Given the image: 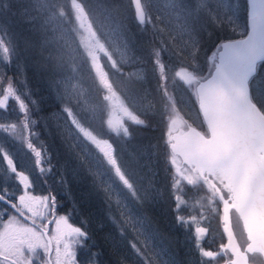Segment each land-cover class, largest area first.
<instances>
[{"label": "rangeland", "instance_id": "1", "mask_svg": "<svg viewBox=\"0 0 264 264\" xmlns=\"http://www.w3.org/2000/svg\"><path fill=\"white\" fill-rule=\"evenodd\" d=\"M59 1L65 2V0ZM142 1L147 13L146 23H148L151 29L147 31L153 35H157L158 44L160 46L159 51L161 53L160 60L164 65V73L161 77H158L159 81L164 83V85H161V89H159V97L155 95L149 96L147 93H143V97L140 95V92H144L145 88L148 87L150 67L145 62L143 63V59L133 52V45L131 44L130 38L133 31L129 30V32L126 33L127 30H123V26L118 25V23L121 22L117 19L116 15H114L113 19L110 18L109 21H100L99 19L95 20L91 14L83 9L84 13L88 16V20L83 21V16L78 18L76 15L73 0H67L68 5L71 7L73 18L72 21H69L65 18L63 13L53 11L52 8L54 7L51 8L49 0H37L40 10L46 9L49 11L45 14L44 21L45 24L49 26V31L52 32V40H55L58 45L65 50L67 55V69L69 71L68 75L58 81L62 90V96H57L56 98V102L60 103L59 107L46 113V118L42 120V123H50L60 128L63 135L65 134L66 136V145L73 150V154H76L78 157H83L82 161L88 166V171H91V174L94 175V178L97 180H94L95 184L98 183V187L102 189L104 193L105 189H111V191L108 192L109 199L106 196L104 197L110 206L114 204V208L119 214L120 222L126 221L122 228V235L126 236L124 240H126L129 245L137 242L141 245L147 244L159 253V260L166 262V264H197V252L193 246L197 224L202 228L208 229V234L205 240L202 241L206 249L215 250L225 241L221 230V203L217 196L210 188L208 189L207 186L203 185L199 179H197L198 183L195 187L190 186L187 180L188 176H192L190 172L187 169L181 170L180 172L177 168L179 165L178 160L176 158L174 160L170 159L171 178L175 175L176 178L181 181V188L173 190V193H170V197L173 199L174 195H182L187 206L183 207L179 214L184 215L186 219L189 220H187L183 226H181L180 222L177 220L175 226L177 227V231L175 235L173 234L171 236L167 234L164 235L155 226L154 222L152 226H144L141 220L147 215V204L154 199H158L159 202L162 203V201H160L162 199L160 193L165 197L167 195L166 190L169 189L165 184L164 179L166 178H161V174L158 172L159 170H151L142 164V170L137 171V173H140L139 176L141 175L143 178L141 179V190L138 185L140 180H135V177L131 175L132 169L127 170L122 164L123 159L130 160L131 155L125 153V155L129 157L126 159L123 154L120 153V149L118 152L116 151L117 147L113 143V140L119 141L123 135L124 129L126 128L124 124L130 122L133 117L136 118V115L130 108L140 106L151 109L155 114L158 111L162 114L167 111L168 117L166 125L168 122V127L166 138L169 134L185 126L174 111L172 104H177L179 110H182L189 117H195L194 112L196 111V106L193 98L188 94V92L190 93L189 89H187L190 87V83L185 82L181 77L187 72L192 73L193 78L195 76H200L201 74H198L199 72L195 73L196 69H201L200 71L202 72V53L199 54V60L198 57H194L193 55L194 49L192 40L193 37H197L196 30H192L188 25L185 12L181 10L178 0ZM147 1L150 3L152 10L156 13V21L159 17L163 18L164 24H162V27H159L157 23H153L155 19L152 20L147 12ZM128 2L131 5L130 0H126L125 3L129 6ZM207 5L209 9L206 13H210V17L212 16V10H214L215 13L221 11L217 0H203V5L201 4V0H196V6L198 7L204 8ZM56 7L62 10L60 6L57 5ZM120 7L122 8V6ZM122 11L123 10H121V12ZM206 17L209 16L206 15ZM242 18L243 13H240L238 19L239 24H242ZM210 31L212 32L213 30H206L207 34ZM229 31L232 32V30ZM200 41L203 45L205 44L202 39H200ZM163 47H165L166 51H173L175 55L173 57L180 62V65H175L177 66L175 67L177 69L176 71L166 72L167 64L165 60L162 59L164 53L162 52ZM5 48L8 49L7 54L4 51ZM181 49L184 51L183 55L179 54ZM10 54L11 49L7 45V42L3 41L2 31H0V71L3 69V65L8 62L5 56L7 55L9 58ZM150 54L154 57L153 51H150ZM168 55L171 56L172 52L168 53ZM184 57H190L191 60L188 62V67L194 70H190L188 67L184 66L185 62L179 59ZM80 63L89 64L90 73L95 82L94 85H90V88L83 83V79L80 77L83 74L79 69ZM189 63L192 65H189ZM168 66L171 67V64H168ZM153 70L159 72V65L155 66L154 64ZM173 72L174 75L167 76V74L171 75ZM177 73L181 75H177ZM141 80H143L142 89L141 91H137L134 88L135 82L140 84ZM24 86L25 84L16 86L19 99L10 97L6 107L0 109V125H3L4 128L12 124L17 125L15 131H6L4 128H0V184H9V187L13 186V192L16 191V188L15 184H10L12 183V174L10 172L9 160L14 161L15 165L22 171L36 177L40 175V167H50L48 164H51L52 157L50 154L51 150L47 144L49 139L46 136L42 137V126L44 124L41 125L39 123L40 118H42V112L40 113L38 107L36 108V106L32 104L34 99L29 90H27V92L25 91L27 87L25 88ZM261 86L262 85H260L257 80L253 88V93L255 94ZM192 88L193 86L190 87V90ZM6 89L7 84L3 81V83H0V99L6 94ZM164 91L169 95V104L165 96L166 94L164 95ZM162 101L164 102L165 108L162 107ZM22 103L27 105L30 109V115H28V129H24L23 127L25 113L21 112ZM36 114H38V123L35 120ZM18 115H23L20 122L15 120ZM32 120L35 121V123H31ZM135 121L137 120L135 119ZM113 124L119 126V133L113 130ZM89 137H94L102 143L111 144L119 164L137 188L140 189V193L145 191L144 188H148L150 197L143 196V204L135 197L131 196L122 185L119 187L112 183V170L98 163L101 158H103V153L100 152ZM29 140H31L34 147L42 151L45 157L44 163L39 166L35 164V153L27 147ZM67 146L66 149L68 150ZM167 157L169 158V156ZM140 158L144 157L140 156ZM51 166L54 178L58 176L61 181L64 182L63 172L66 171V168L59 166L54 167L53 164H51ZM145 174L148 176L147 179ZM52 176L53 174L49 177L47 183L41 182L43 176L36 179L37 193L47 194L48 184H51L56 192L58 191L61 185L56 179V182H54ZM151 177H157L160 183L162 182L164 185L163 188L151 192L153 185H150L148 182L151 180ZM145 180L147 187L143 185ZM148 197L152 198L151 201H148ZM117 201H119V203H117ZM68 215L71 216V213L68 212ZM192 216L196 217L195 222L190 220ZM232 221L234 229L239 237V242L244 246L246 241L243 237L242 226L234 213L232 214ZM37 222L39 223L40 221ZM154 227L156 233L153 230ZM54 228V224L49 225L50 233H54ZM129 251L131 252L130 257H132V260L127 257V263L136 264L135 256L130 247ZM254 259L259 258L256 257Z\"/></svg>", "mask_w": 264, "mask_h": 264}, {"label": "snow or ice", "instance_id": "2", "mask_svg": "<svg viewBox=\"0 0 264 264\" xmlns=\"http://www.w3.org/2000/svg\"><path fill=\"white\" fill-rule=\"evenodd\" d=\"M217 3L221 11L211 16L216 31L208 32L210 39L216 37L212 44L204 46L198 37H193L192 40L194 57L203 53L204 62L208 65L209 75L204 78L198 94L207 99L209 104L207 136L200 137L190 147L197 170L206 168L213 173L224 174L234 185H239L245 178L259 177L264 181V0H217ZM73 4L77 17L83 16V21H87L83 5L77 0H73ZM201 4L203 5V0ZM242 10L247 16L245 24L238 23ZM137 14L140 22L144 23L145 12L139 7V0ZM230 28L233 33L238 32L239 38L217 36L218 32L229 33ZM4 51L7 54L8 49L5 48ZM153 55L159 65V72L163 75L164 65L160 60L159 49L154 48ZM5 59L10 63L7 55ZM6 75V71H0V83H3ZM181 78L190 83L193 76L187 72ZM256 80L262 86L254 94L252 82ZM20 83L27 84L25 79H21ZM25 91L27 92V88ZM10 97L19 99L11 79L7 84L6 94L0 99V109L6 107ZM32 104L38 107L35 100ZM21 112L25 113L23 127L28 129L30 109L22 103ZM31 123L35 121L32 120ZM136 123L143 124L144 121L137 120ZM0 128L4 126L0 125ZM16 128L17 125L12 124L4 129L15 131ZM112 128L119 133L118 125L113 124ZM124 134L128 135L126 128ZM89 139L103 153V158L98 163L112 170V183L119 187L122 185L143 204L140 189L119 164L112 145L102 143L94 137ZM27 147L35 153L37 166L44 163L42 151L34 147L31 140ZM169 159L174 160V155H170ZM9 165L12 174L10 184H15L16 191L13 192V186L9 187V184H0V264H109L104 259L102 249L92 251L94 244L90 218L82 214L78 225L75 221L70 222L69 209L64 207L65 202L56 194L51 184H48L47 194L36 192V179L43 176L41 182L47 183L52 175L50 163V167H40V175L36 177L19 169L14 161L9 160ZM187 180L193 187L198 183L195 174L188 176ZM171 188H181V181L175 175L172 177ZM110 191L111 189H105L107 194ZM64 193L66 197L70 196L67 189ZM72 201L75 206L71 211L75 213L79 204L74 198ZM186 206L182 195L173 196V218L181 226L189 220L179 214ZM190 220L195 222L196 217L192 216ZM125 223L126 221L120 222L121 228ZM141 223L144 226L153 225L152 218L148 215L142 218ZM53 224L54 233H50L48 225ZM153 230L156 233L155 227ZM207 234L208 229L197 224L193 240L197 264H249V254L264 255V243L259 241H246L244 246L224 244L215 250L206 249L202 241ZM104 239L109 251H112L110 238L106 235ZM129 247L136 264H166L159 260V253L147 244L137 242ZM113 255L116 256L114 264H127L126 257L117 256L115 251Z\"/></svg>", "mask_w": 264, "mask_h": 264}, {"label": "trees", "instance_id": "3", "mask_svg": "<svg viewBox=\"0 0 264 264\" xmlns=\"http://www.w3.org/2000/svg\"><path fill=\"white\" fill-rule=\"evenodd\" d=\"M77 2L82 4L83 9L91 14L95 20L109 21L110 18L113 19L114 15H116L117 19L121 22L118 23V25L123 26V30H127L126 33H128L129 30L133 31L131 37L129 36L131 38V44L133 45V52L143 59V63L145 62L150 67L148 87L145 88L144 92L149 96L155 95L159 97V89H161V85H164V83L160 82L158 79V77H161L160 72L153 70V65L155 64L156 66L157 63L155 57L151 56L150 51H153L154 48L160 49V46L158 44L157 35H153L147 31L151 30L148 23L145 22L143 25H140L136 21L133 8L129 2V6L125 3L126 0H77ZM178 2L181 10L185 12V17L188 20L190 28L196 30V35L199 39L203 40L205 43L204 46H210L216 37L214 36L210 39L206 30H213L212 32H215L216 29L211 22L210 13H206L209 6L207 5L204 8L198 7L196 6V0H178ZM49 3L51 8L54 7L52 8L53 11L63 13L65 18L69 21L73 20L71 7L68 5L67 0H65V2L49 0ZM57 5L60 6L62 10L58 9L56 7ZM120 6H122V8ZM147 7L149 16L152 20L155 19L156 13L152 10L148 1ZM121 10L123 11L121 12ZM48 12L49 11L46 9L40 10L37 0H0V31H2L3 41H6L11 49V54L9 55L10 63L7 62L4 64L1 70L7 72L4 79L5 84H8L9 79H11V83L16 87L18 85H24L20 83V81L21 78L25 79L27 84L24 87H27V90L30 91L31 96L37 102L40 113L42 112V118H40L39 123L41 125L44 124L42 126V137L46 136L49 139L47 144L51 150V164H53L54 167L59 166L66 168V171L63 172L64 182H62L58 176L54 178V173H52V179L54 182H56V180L59 181L61 185L56 194L59 196L61 195L60 199L65 202V207L69 209L71 213V222L75 221L78 225L82 219V214L90 218V229L93 232L92 243L94 244L92 251L102 249L105 253L104 259L109 261V264H114L116 259V256L113 255V251L116 252L117 256L128 257L132 260V257H130L131 252L129 251V243L123 240L125 235H122L123 230L120 225L119 214L115 210L114 204L110 206L104 197L106 196L108 198V194L106 192L104 193V191L98 187V183L95 184L94 180H97L94 178V175L91 174V171H88V166L82 161L83 157H78L76 154H73V150L66 145V136L65 134L63 135L62 130L50 123H42V120L46 118V113L59 107L60 103L56 102V98L57 96H62V90L58 81L69 73L65 50H63L55 40H52V32L49 31V26L45 24L44 17ZM211 12L212 15L215 13L214 10ZM242 13V24H245L247 16L243 10L241 11V14ZM206 15L209 17H206ZM153 23H157L159 27H162V24H164L163 18L159 17L157 21L156 19L153 20ZM229 30L232 29L230 28ZM217 36H234V38H239L238 33H233L231 31H229V33L218 32ZM162 52H164L162 59L165 60L167 64L166 72L176 71L177 69L175 67L180 65V62L173 57L175 56L174 52L166 51L165 47H163ZM170 52H172L171 56L168 55ZM183 53L184 51L181 49L179 54L183 55ZM179 59L183 60L185 62L184 66L188 67V62L191 60L190 57ZM199 59L200 56H198V60ZM168 64H171V67H169ZM189 65L192 64L189 63ZM188 68L194 70L191 67ZM201 68L202 72L200 71L201 69L195 70V73L199 72L198 74L201 75L195 76L194 78L203 80L209 75L207 70L208 65L204 62V57ZM79 69L80 72L83 73L80 76L83 79V83L90 88V85H94L95 82L92 79L89 64L80 63ZM172 75H174V72L171 73V75L167 74V76ZM256 83L257 80L252 82V91ZM193 84L194 81L191 80L190 87L193 86V88L190 90V87H188L187 89H189L190 93L188 92V94L193 98L196 106V111L194 112L195 117H189L182 110H179V107L178 113L185 122L206 132V127L197 105L194 91L195 84ZM142 86L143 83L141 85V83L135 82L134 88L137 91H141ZM144 92H140L142 97ZM164 95L169 104V95L165 91ZM161 104L162 107L165 108L163 101ZM148 112L151 111L149 110ZM37 115L38 114L35 115V120L38 123ZM150 115L151 113L148 115H139L144 121L143 124L128 122V135L126 136L123 133L119 142L117 140L113 141L117 142L115 145L118 149L120 148V153H122L126 159L129 157H127L125 153L131 155L130 160L123 159L122 164L127 170L132 169L131 175L135 177V180H140L138 184L140 188L142 184L141 179L143 178L141 175L139 176L140 173H137V171L142 170V164L151 170H159L158 172L161 174V178H166L164 179L165 184L169 189L166 190V197L160 193L162 197L160 201H162V203H160L158 199H154L147 204L148 208L146 209V214L152 218L155 226L164 235L167 234L171 236L173 234L175 235L177 231V227H175L177 220H174L171 210L173 199L170 197V193H173V189L171 188V163L170 159L167 157L170 156L171 153L168 149V143H165L168 127V122L166 125V120L168 114L167 111L163 114L158 111L154 114L155 116ZM22 117L23 115H18L15 120L20 122ZM140 156L144 158H140ZM147 177L148 176H146V179ZM148 182L150 185H153L151 192L163 188L164 186L157 177H151V180ZM143 185L147 187L146 180L143 182ZM65 189L70 193V196H65ZM144 190L146 191L140 193L142 198L143 196H149L150 193L148 188H144ZM149 197L148 201H151L152 198ZM72 198L79 204L75 213L71 211L75 206ZM106 235L110 238L109 243L112 245V251H109V248L106 246L104 239ZM256 257L259 259H254L255 262L264 264L260 255H256L254 258Z\"/></svg>", "mask_w": 264, "mask_h": 264}, {"label": "water", "instance_id": "4", "mask_svg": "<svg viewBox=\"0 0 264 264\" xmlns=\"http://www.w3.org/2000/svg\"><path fill=\"white\" fill-rule=\"evenodd\" d=\"M130 1L136 21L140 25H143L147 20V13L142 0H139V7L145 12L144 23H141L138 18L137 0ZM192 80L195 84L194 91L197 105L206 127L209 102L198 94V89L204 82V79L193 78ZM174 110L177 115L181 117L175 107ZM181 120L185 126L168 135V149L170 150L171 155H174L179 162L177 168L187 169L192 175L195 174L196 177L203 181L205 185L214 192L221 202V230L225 237L224 244H239L242 246L233 226V213L236 214L240 221L245 241H259L260 243H264V181L259 177L252 179L245 178L239 185H234L224 174L213 173L206 168L197 170L193 151L190 146H192L200 137L207 136L208 129L206 127V132H203L192 124L185 122L182 117ZM173 145H176L175 149L173 148ZM256 255H260L264 261V255L262 254H249V264H258L252 260Z\"/></svg>", "mask_w": 264, "mask_h": 264}, {"label": "flooded vegetation", "instance_id": "5", "mask_svg": "<svg viewBox=\"0 0 264 264\" xmlns=\"http://www.w3.org/2000/svg\"><path fill=\"white\" fill-rule=\"evenodd\" d=\"M142 83H143V80H141V85H142ZM145 93V92H144ZM172 107H173V109H174V107L177 109L178 108V106H177V104L176 105H174V104H172ZM130 110H132V112L136 115V118L135 117H133V119L132 120H130V122H132V123H135V124H138V123H136V121H135V119L136 120H142V118L139 116V115H148V114H150L151 113V115H154L155 113L154 112H152V110L151 109H147V108H143V107H134V108H130ZM151 111V112H148V111ZM175 111V110H174ZM177 111H178V109H177ZM152 113H154V114H152ZM150 115V116H151ZM155 116V115H154ZM180 119H181V117H179ZM128 123V122H127ZM127 123H125L124 125L126 126V128L128 129V127H127ZM119 142V141H118ZM113 143L114 144H117V142H114L113 141ZM116 146V145H115ZM117 147V146H116ZM120 149V148H119ZM180 170V172H181V170H185V169H183V168H180L179 169ZM191 174V173H190ZM192 175V174H191ZM196 177V176H195ZM197 179H199L198 177H196ZM200 180V179H199ZM200 182L203 184V185H205V183L203 182V181H201L200 180ZM206 186V185H205ZM223 237H224V235H223Z\"/></svg>", "mask_w": 264, "mask_h": 264}]
</instances>
